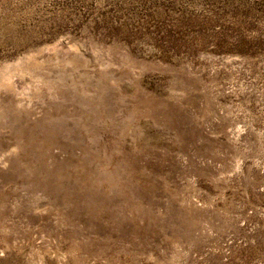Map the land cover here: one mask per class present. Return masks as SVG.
Returning <instances> with one entry per match:
<instances>
[{"label": "rangeland", "instance_id": "374dc122", "mask_svg": "<svg viewBox=\"0 0 264 264\" xmlns=\"http://www.w3.org/2000/svg\"><path fill=\"white\" fill-rule=\"evenodd\" d=\"M0 264H264V0H0Z\"/></svg>", "mask_w": 264, "mask_h": 264}]
</instances>
